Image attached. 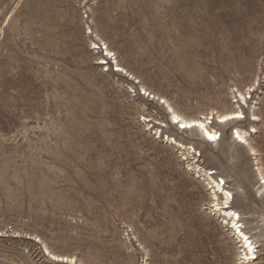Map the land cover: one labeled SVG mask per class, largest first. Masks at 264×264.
Masks as SVG:
<instances>
[{
    "label": "rangeland",
    "instance_id": "1",
    "mask_svg": "<svg viewBox=\"0 0 264 264\" xmlns=\"http://www.w3.org/2000/svg\"><path fill=\"white\" fill-rule=\"evenodd\" d=\"M143 91L190 118L251 98L206 143ZM141 117L224 180L264 264V0H0V264H56L44 247L80 264L242 263L191 157ZM233 125L255 128L257 157Z\"/></svg>",
    "mask_w": 264,
    "mask_h": 264
},
{
    "label": "bare ground",
    "instance_id": "2",
    "mask_svg": "<svg viewBox=\"0 0 264 264\" xmlns=\"http://www.w3.org/2000/svg\"><path fill=\"white\" fill-rule=\"evenodd\" d=\"M101 42V41H100ZM104 44V43H103ZM94 45V44H93ZM93 47V46H92ZM95 48H97L95 46ZM106 51V53H104V56L106 57V59H109L111 60L112 59V56L113 54L111 53V51H109L107 48L104 49ZM103 54V53H102ZM102 60V59H101ZM100 63V62H99ZM100 64H105V62L102 60ZM107 64V63H106ZM118 69H120L118 71ZM115 72H119V73H122L123 75L127 76L128 79H134L133 76L127 72L124 68L116 65V69L114 70ZM254 87H255V84H253L252 86H250L249 88L252 89L251 92L254 93ZM248 88V89H249ZM143 90V89H142ZM147 92V91H143V95H145L144 93ZM248 92V90H247ZM148 95H145L146 98H148L150 101H155L159 106H161V108L164 110L165 114L167 115V120H168V123L170 126H175L176 130L177 131H182V132H195L198 136H200L199 138L206 142V143H217L218 140L220 139V135H219V138L218 140H216L215 142L213 141H209L205 135H204V132L203 130H201L199 127H193L191 129H181L179 124L178 123H173L172 122V117L173 116H179L180 117V122L181 123H203L205 128L207 129L208 132H216L215 129H214V126L213 125H217V126H220V127H225V126H228L230 125L231 123H239V122H242V121H233V122H228V123H225V124H221L220 123V119L223 115H226V114H231L233 113L234 111H237V110H241L243 111L242 107L243 108H246L247 107V101L248 99H250L251 97L250 96H247L248 93H239V94H243L245 96V104H246V107L245 105H236L234 106L235 108H233L232 111H229V112H226V113H222V114H219L217 112H212V113H209V114H206V115H199L197 117H194V118H190V117H185L183 116L182 114H179L175 109L174 107L172 106V104L170 102H168L166 99L162 98V97H159V96H156L155 94L151 93V92H147ZM239 104V99H238V102ZM169 109H171V112L169 111ZM246 120V119H245ZM244 120V121H245ZM251 122H257L258 120L256 121H253L251 118L249 119ZM142 121L147 124L148 128L149 129H154L155 130V135L157 136V138H162L163 141L166 143V144H169V145H172L177 147L178 149L182 150V151H185L187 155H189L192 159V163L194 164V167H190V169L192 168H195L198 169V171H196L198 174H200L199 176L203 177L205 181L207 182H211L212 184H214L216 186V188L218 189H221L220 193H219V200L216 201V206L217 207H221V205H223L224 201L228 199V197L224 196V192H227V190H225L226 188V183L224 182L223 185H220L219 184V181L216 177H214V175L216 174V172L214 170H205V169H202L199 167L198 162H199V158H200V155L198 154V156L195 154V151L194 150V147L193 146H190V145H186L184 144L182 141L176 139L174 136H169V135H164L162 136V133H163V130L162 128H166L167 125L161 123V122H158L154 119H152L151 117H144V119H142ZM155 126H158L155 128ZM254 127H251L249 129V131H245V130H242V129H239V128H235V130H232L231 131V138L235 141V143L240 146L241 148H244V149H247L249 151V156H255L257 157L258 154L255 150V148H252L250 146V143L248 141V137H249V134L251 133H255L252 131ZM239 132V134L245 138V140L247 141L246 144H241L239 141L236 140L235 138V133L236 132ZM181 132V133H182ZM185 154V153H184ZM201 165V164H200ZM256 172H257V177H258V180L261 181V185H262V189H264V175L263 173L261 172V170L259 168L256 167ZM211 173V175H209ZM223 180V179H222ZM224 181V180H223ZM212 203V202H211ZM230 204V210H232V202L230 201L229 202ZM219 215L220 217H223V220H228L229 221V229L231 228L230 225L231 223L233 222V219L234 218H229L225 212V210L221 207V211L219 212ZM240 223V221H239ZM242 225V224H241ZM243 229V228H242ZM231 232H232V238H234L235 240L238 241L240 245V248H242L241 246L243 245V239L242 237L238 236L235 232V230H233L231 228ZM38 241V240H37ZM251 245H252V242H251ZM256 253V251H255ZM254 253V254H255ZM44 254L49 257L50 261L53 262V263H56V264H80V263H77L75 261L74 258L72 257H67V260H64V259H60V260H57V261H53L51 259V256L53 255L52 253H50L45 247H44ZM245 255H249V253H247V250L246 249H243L242 250V254H241V259H243V257ZM57 256V255H56ZM256 256V255H255ZM58 257H65V256H58ZM257 257V256H256ZM257 261V258L256 260ZM254 261V262H255ZM242 263L241 264H252L254 263L253 261H245L244 259L241 261Z\"/></svg>",
    "mask_w": 264,
    "mask_h": 264
},
{
    "label": "snow or ice",
    "instance_id": "3",
    "mask_svg": "<svg viewBox=\"0 0 264 264\" xmlns=\"http://www.w3.org/2000/svg\"><path fill=\"white\" fill-rule=\"evenodd\" d=\"M93 47H95V45H93ZM120 69H118L119 71ZM233 91H236L235 89H233ZM252 89L249 88L248 89V92H251ZM145 95H148L147 92L144 93ZM238 99H239V104H238V107L239 105H245L246 107V104H245V96L243 94H238ZM169 111L171 112V109H169ZM247 118V113L244 112V111H241V110H237V111H234L233 113L231 114H226V115H223L220 119V123L221 124H225V123H228V122H233V121H244L245 119ZM141 119H144V117H141ZM251 119L253 121H256V120H259L261 119V117L257 116V115H252L251 116ZM172 122L173 123H178L180 128L181 129H191L193 127H199L201 130H203L204 132V135L205 137L209 140V141H213L215 142L216 140H218L219 138V133L218 132H208L207 129L205 128L204 124L203 123H181L180 122V117L179 116H173L172 117ZM237 126L236 125H233V129L235 130ZM253 132H255V128L252 129ZM235 138L237 141H239L241 144H246L247 141L245 140V138H243L239 132L237 131L235 133ZM211 175V173L209 174ZM219 184L220 185H223L224 184V181L221 179L219 181ZM221 189H218L216 188V186L214 184H212L211 182H208L206 184V191H205V200H206V203H205V207L206 209L209 207V201H211V209L214 213H219L221 211V207L225 210L227 216L229 218H234L233 219V222L231 223L230 227L235 230L236 234L240 237H242L243 239V245L241 246L242 249H246L247 250V253H249V255H245L243 257V259L245 261H255L256 260V256H255V249L254 247L251 245V241L249 239V237L247 235H245L243 233V230H242V225L239 223L240 221V215L237 211H234V210H230V204L229 202L232 200L233 196H232V193L231 192H224V196L228 197L227 200L224 201L223 205H221V207H217L216 206V201L219 200V193H220ZM224 224H225V227L228 228L229 227V221L226 219L224 220ZM51 259L53 261H57V260H60V259H64V260H67V257H58L56 256L55 254H53L51 256Z\"/></svg>",
    "mask_w": 264,
    "mask_h": 264
}]
</instances>
